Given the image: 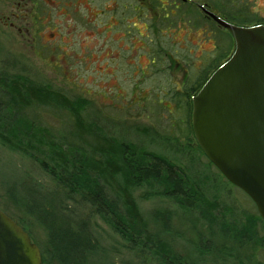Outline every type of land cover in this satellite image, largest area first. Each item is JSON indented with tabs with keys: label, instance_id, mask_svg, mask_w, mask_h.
<instances>
[{
	"label": "rangeland",
	"instance_id": "1",
	"mask_svg": "<svg viewBox=\"0 0 264 264\" xmlns=\"http://www.w3.org/2000/svg\"><path fill=\"white\" fill-rule=\"evenodd\" d=\"M70 1L26 0L25 19L13 20L12 27L0 22V62L71 99L86 100L82 114L87 123L94 121L104 133L165 155L203 182V194L216 201L222 213L211 224L166 199L135 192L150 232L171 245L176 255L195 264H264V220L251 199L225 183L202 154L192 133L189 106L196 95L189 89L200 79L204 83L215 63L234 49L229 32L205 18L197 4H207L234 25L253 26L264 24V0H117L122 11H115L113 0L102 1L108 10L114 9L103 16V28L118 30L105 35L86 24L80 7H66ZM14 9L13 0H0V10L17 13ZM32 111L57 133L69 132L72 117L66 110L45 106ZM26 171L47 188V179L0 147V210L23 224L43 253L42 264H60L44 228L7 194L25 179ZM93 221L91 230L101 248L89 258L90 264H137L104 222Z\"/></svg>",
	"mask_w": 264,
	"mask_h": 264
},
{
	"label": "trees",
	"instance_id": "2",
	"mask_svg": "<svg viewBox=\"0 0 264 264\" xmlns=\"http://www.w3.org/2000/svg\"><path fill=\"white\" fill-rule=\"evenodd\" d=\"M10 70L0 62V147L25 160L49 185L44 188L26 171L25 179L7 194L44 228L53 257L60 264H90L89 258L101 248L91 230L93 220L99 218L137 264H195L176 255L171 245L150 232L135 192L166 199L211 224L222 213L219 204L203 194V182L165 155L104 133L94 121L87 123L82 114L86 100L71 99L50 85ZM202 80L189 89L193 94ZM45 106L71 115L68 133H57L30 113ZM217 174L227 182L218 170ZM161 219L167 220L163 215Z\"/></svg>",
	"mask_w": 264,
	"mask_h": 264
},
{
	"label": "water",
	"instance_id": "3",
	"mask_svg": "<svg viewBox=\"0 0 264 264\" xmlns=\"http://www.w3.org/2000/svg\"><path fill=\"white\" fill-rule=\"evenodd\" d=\"M234 41L231 56L192 98L191 126L207 159L264 220V24L237 26L207 13ZM38 246L0 210V264H41Z\"/></svg>",
	"mask_w": 264,
	"mask_h": 264
},
{
	"label": "flooded vegetation",
	"instance_id": "4",
	"mask_svg": "<svg viewBox=\"0 0 264 264\" xmlns=\"http://www.w3.org/2000/svg\"><path fill=\"white\" fill-rule=\"evenodd\" d=\"M14 1V5H15V11L17 13H7L6 10H0V22L3 23L4 25L5 24H9L11 27L13 26V23L12 21L15 20V19H18L20 18V20H23L26 18V15L27 13H25L26 11V8H25V5H26V0H13ZM30 1V0H28ZM102 1H106V4L108 2H110L111 0H97V1H94V0H71L70 2H68L66 4V7L68 8H72V10L74 9L73 7L75 5H77L78 7H80L82 9V11L86 14L85 16V21H86V24L91 26L93 25L96 29V31H98L99 33L100 32H104V35L108 32V31H118L117 29H113L111 28L110 26H107L108 27V31H107V28H103V23H105L107 25L106 22H102L104 21L103 19V16H107V14H113L114 13V9H110L108 10L107 7L102 3ZM182 2H187V0H181ZM113 2L115 3V11L116 10H120L122 11V7H124L122 4L119 5V7L117 6V0H113ZM56 5V4H55ZM197 8L200 9V11L202 12L203 16L211 21H213L209 16H207V13H212L216 16H219L217 15L216 13L213 12V10L207 6V4L203 3L202 5L197 4ZM95 10V11H94ZM105 12V13H104ZM91 15H94V18L91 17ZM122 16V15H120ZM220 17V16H219ZM118 21V20H116ZM97 26V27H96ZM113 26V25H112ZM114 27H116V25H114ZM98 28H103L102 30H98ZM17 32L18 33H21L22 32V29L21 27H17L16 28ZM27 30V29H25ZM107 31V32H106ZM232 53V50L229 52V54L227 55V57L224 59H222V61L220 62H217L215 63V65L212 67V64L211 62L208 64L209 67H212L211 71L213 72L217 67H219L222 63H224L228 57L231 55ZM223 58V56H222ZM213 62H216V59H213ZM208 78V77H207ZM206 78V79H207ZM40 249V248H39ZM40 252H41V249H40ZM41 255H42V252H41Z\"/></svg>",
	"mask_w": 264,
	"mask_h": 264
}]
</instances>
